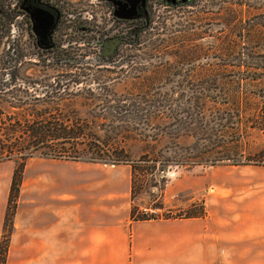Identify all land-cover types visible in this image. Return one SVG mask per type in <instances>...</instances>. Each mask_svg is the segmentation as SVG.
<instances>
[{
    "label": "rangeland",
    "instance_id": "obj_1",
    "mask_svg": "<svg viewBox=\"0 0 264 264\" xmlns=\"http://www.w3.org/2000/svg\"><path fill=\"white\" fill-rule=\"evenodd\" d=\"M152 12L141 44L125 47V56L110 63L84 47L72 62L57 64L25 60L24 47H17L20 59L10 63L9 38L1 33L0 163L23 164L22 181L31 158L63 169L77 161L122 165L132 173L135 213L150 218L188 216L212 196L247 190L240 181L263 180L264 165L213 155L230 150L238 130H253L251 111L262 105L264 0L156 4ZM222 107L245 116L240 128L233 121L230 142L220 145L218 137L203 138L197 123ZM66 133L71 137L64 140ZM247 140L264 143L253 134ZM20 190L4 229L5 260Z\"/></svg>",
    "mask_w": 264,
    "mask_h": 264
},
{
    "label": "crops",
    "instance_id": "obj_2",
    "mask_svg": "<svg viewBox=\"0 0 264 264\" xmlns=\"http://www.w3.org/2000/svg\"><path fill=\"white\" fill-rule=\"evenodd\" d=\"M32 159L5 264H264V179L185 217L133 219L129 169ZM14 170L0 163V248Z\"/></svg>",
    "mask_w": 264,
    "mask_h": 264
},
{
    "label": "flooded vegetation",
    "instance_id": "obj_3",
    "mask_svg": "<svg viewBox=\"0 0 264 264\" xmlns=\"http://www.w3.org/2000/svg\"><path fill=\"white\" fill-rule=\"evenodd\" d=\"M194 1L0 0V29L7 28L0 30V39L1 33L9 38L10 63L20 59L15 55L17 47H24L22 57L32 62H72L82 47L110 63L125 56V47L141 44L156 4L181 7ZM10 75L15 79L17 69Z\"/></svg>",
    "mask_w": 264,
    "mask_h": 264
},
{
    "label": "trees",
    "instance_id": "obj_4",
    "mask_svg": "<svg viewBox=\"0 0 264 264\" xmlns=\"http://www.w3.org/2000/svg\"><path fill=\"white\" fill-rule=\"evenodd\" d=\"M258 96L261 98L262 105H260L261 107L259 108V111L257 109L255 111H251V118L253 120V125L250 128L253 130L250 131L249 134H245L243 131L238 130V135L237 137H234L233 145H231L230 150H226L224 151V153H219V154L215 153L213 155V159L218 158L220 160H224V159L230 160V159H235V158L238 159L239 157H245L247 159L246 162L248 163L251 162L255 165H264V143L259 147H254L247 140V135L252 136V134L255 136V138L257 136H261L264 139V88L261 89ZM252 112H253V115H252ZM243 114L244 113L242 114L239 113V110H238L237 116L235 117V114L232 111H228L222 107L221 109H217L216 113L211 118L207 119L209 121H206L202 124H199V123L197 124L198 126L200 125L202 127L203 132H205L204 134H206L207 136L203 138H208V140H215V138L218 137L220 145L227 144L231 140L228 136L232 135L231 132L230 134L227 132V129L229 128L230 125L232 126L233 121L237 123L238 128H240L241 123H242L241 118L245 116V114L244 116ZM61 126L64 132L68 131L67 124L62 123ZM193 126H194V123H191L190 127H193ZM61 136H62L61 138L64 140L71 137L67 133ZM210 149H211L210 146L206 148L207 151H209ZM89 155L92 156L94 154L89 153ZM83 158L90 159V157H87V156H83ZM11 160H13L16 163V160L14 159H11ZM124 161L128 162V158L124 159ZM103 162H104V159H103ZM22 173H23V164L16 165L15 170H14L11 192H10V197H9V204H8L6 220H5L6 229L8 228V223L12 219L11 218L12 213H11L10 208L12 207V203H14V200L18 197L21 182H22ZM132 218L133 219H145V218H150V217L144 214L137 215L135 213V208L133 207ZM9 228H11V226H9ZM4 252H5L4 246L2 245L0 248V264L4 263V260H5L4 254H3Z\"/></svg>",
    "mask_w": 264,
    "mask_h": 264
}]
</instances>
